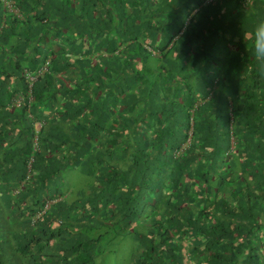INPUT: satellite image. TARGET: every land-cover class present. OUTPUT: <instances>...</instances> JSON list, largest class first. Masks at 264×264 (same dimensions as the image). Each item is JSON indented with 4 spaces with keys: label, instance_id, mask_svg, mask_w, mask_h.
I'll return each mask as SVG.
<instances>
[{
    "label": "trees",
    "instance_id": "16d2710c",
    "mask_svg": "<svg viewBox=\"0 0 264 264\" xmlns=\"http://www.w3.org/2000/svg\"><path fill=\"white\" fill-rule=\"evenodd\" d=\"M123 249L264 264V0H0V264Z\"/></svg>",
    "mask_w": 264,
    "mask_h": 264
},
{
    "label": "rangeland",
    "instance_id": "374dc122",
    "mask_svg": "<svg viewBox=\"0 0 264 264\" xmlns=\"http://www.w3.org/2000/svg\"><path fill=\"white\" fill-rule=\"evenodd\" d=\"M64 182L65 185L67 184V187L71 190V188H74L75 190L81 189L82 187L86 186L89 184V179L80 175L76 171H65L64 172ZM124 244V241L122 242ZM125 245V244H124ZM126 245H130L132 247L131 243H128ZM115 256L113 255H108L106 257H103L102 259H98V264H113L114 261L112 262L113 258ZM129 254L127 250L122 251L121 254L118 255V259L115 260L116 264H126L128 262Z\"/></svg>",
    "mask_w": 264,
    "mask_h": 264
},
{
    "label": "crops",
    "instance_id": "0c3cea01",
    "mask_svg": "<svg viewBox=\"0 0 264 264\" xmlns=\"http://www.w3.org/2000/svg\"><path fill=\"white\" fill-rule=\"evenodd\" d=\"M40 111L44 113V108H40ZM47 112H48V111L46 110V111H45V114H46ZM74 190H75V189L72 188V191H73V192H74Z\"/></svg>",
    "mask_w": 264,
    "mask_h": 264
},
{
    "label": "built area",
    "instance_id": "2783aa9c",
    "mask_svg": "<svg viewBox=\"0 0 264 264\" xmlns=\"http://www.w3.org/2000/svg\"><path fill=\"white\" fill-rule=\"evenodd\" d=\"M29 80H30V81H33V80H34V78H33V77H29Z\"/></svg>",
    "mask_w": 264,
    "mask_h": 264
}]
</instances>
